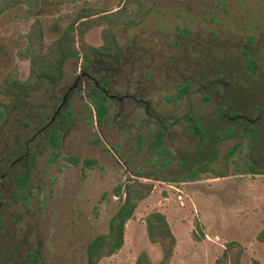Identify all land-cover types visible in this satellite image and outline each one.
<instances>
[{
  "label": "rangeland",
  "instance_id": "rangeland-1",
  "mask_svg": "<svg viewBox=\"0 0 264 264\" xmlns=\"http://www.w3.org/2000/svg\"><path fill=\"white\" fill-rule=\"evenodd\" d=\"M117 6L118 0H43L38 17L45 24L46 41L51 42L81 9ZM33 21L25 9L0 19V90L6 88L4 78L10 70L16 69L21 80L28 76V63L16 55L25 46L24 35ZM185 31L190 35L183 36ZM100 32L92 30L87 42L100 46ZM117 37L119 59L100 67V76L106 70V75L115 77V85L109 88L106 123L101 129L90 118L86 91L74 93L70 96L74 123L60 151L49 147L47 131L36 133L58 109L62 94L78 75L74 64L67 66L60 87L8 89L15 103L0 122V264L6 260L84 264L87 241L107 232L118 208L114 189L145 172L155 173L160 180L127 224L124 247L100 264H134L142 252L153 262L160 260V249L149 243L144 224L153 210L166 215L177 237L171 264H215L230 241L245 248L242 264H264V244L256 240L264 229V175L252 174L249 168L264 170V132L256 149L244 147L233 156L228 178L186 180L188 172L208 158L212 128L221 123L218 129H223L218 116L221 105L231 102L232 107H243L264 87V0H160L144 25L119 28ZM249 38L254 40L250 45ZM244 48L259 63L255 82L246 80ZM155 67L160 68L159 74ZM192 79L195 88L189 100L169 105L176 82ZM82 85L84 89L87 83ZM207 96L210 100L205 102ZM245 112L250 120L259 117L252 108ZM189 114L201 124L204 142L192 133ZM160 124L169 131L162 146L153 147ZM235 128L245 129L239 124ZM15 152L17 156L28 153L36 163L29 196L19 204L13 200L18 194L13 174L20 167L15 165L16 157L7 159L8 153ZM53 152L59 157L48 164ZM70 158L77 159L78 166ZM83 161L95 164L85 167ZM28 252L36 253L39 261L27 262Z\"/></svg>",
  "mask_w": 264,
  "mask_h": 264
},
{
  "label": "trees",
  "instance_id": "trees-1",
  "mask_svg": "<svg viewBox=\"0 0 264 264\" xmlns=\"http://www.w3.org/2000/svg\"><path fill=\"white\" fill-rule=\"evenodd\" d=\"M43 0H0V19L13 10L25 9L34 16L29 31L24 35L25 46L17 51V59L20 62H27L29 72L26 79L21 80L18 71L12 69L4 78L6 88L0 90V122L8 116L14 107L15 98L8 89L21 91H33L43 86L60 87L66 78V68L69 64H74V73H78L70 88L62 94L61 101L50 119L40 127L37 135L48 132L49 147L54 151H60L63 137L74 123V115L70 110V96L82 94L86 91L85 97L88 104L86 108L90 118H95L97 125L102 129L109 115L110 89L115 85L113 75L100 76L101 65L105 63L115 64L119 59L121 46L117 37L119 28H137L145 24L154 13L160 0H118V6L114 10L95 9L91 7L81 9L69 22L63 32L53 41H46L45 24L38 17L41 11ZM95 29H101L100 46L90 45L86 37ZM183 36H189L190 32L185 31ZM253 39L247 40L248 44L253 43ZM243 63L245 64L246 80H253L259 73V63L252 58L250 49H243ZM193 60V59H192ZM158 69V70H157ZM101 70V71H100ZM157 74L160 68L155 67ZM195 81V79H194ZM194 81L186 83L176 82L175 92L167 99L171 106L180 105L189 100L194 92ZM92 82L91 86L88 84ZM83 83H87L83 89ZM257 83V82H256ZM223 87V93L226 94ZM83 98L81 95L79 99ZM227 99V97H224ZM129 99H134L130 97ZM206 102L210 96L204 97ZM250 102L242 103L243 107H232L231 102L222 104L218 109V116L224 122L223 129H218L221 123H216L212 128L211 151L208 158L199 164L195 169L188 172L186 180L200 181L201 179L218 180L228 178L231 171V161L233 156L247 147L254 150L260 143V132H264V87L260 92L250 97ZM54 102V98L51 99ZM135 104H143L134 100ZM240 102L237 101V105ZM144 105V104H143ZM233 108V109H231ZM255 110L259 117L247 118L244 113L248 109ZM149 107L145 104L144 112L147 115ZM227 115V117H226ZM156 124L158 120L152 117ZM187 121L192 123V133L200 135L204 142V134L201 124L193 114L187 116ZM243 125L238 132L235 125ZM261 128V131L260 129ZM159 133L152 143L153 147H161L166 139L169 128L160 124ZM60 153L52 154V159L48 164L54 163ZM16 157L15 165L20 169L14 173V185L18 194L13 197L14 204L26 200L29 196L27 189L31 186L36 163L35 159L25 153L17 156L15 153H8L7 159ZM74 166H78L77 159H68ZM94 161H83L85 167H91ZM252 174L264 175V170L253 165L250 167ZM159 177L153 172L136 173L133 179L127 178L124 183L114 189V194L119 198L118 208L108 222L106 233L92 236L85 245L84 264H100L101 261L116 255L125 245V234L127 224L134 220L140 204L151 196L154 191V183ZM147 239L150 244L156 245L160 249L161 257L158 262H153L150 257L142 252L137 257L134 264H171L178 245L177 237L174 235L166 215L158 210H153L144 218ZM200 230V225L196 224ZM197 238V237H196ZM256 240L264 244V229L257 235ZM245 248L237 241L225 243L221 253L215 260V264H242ZM27 262L35 263L39 261L36 253L28 252L25 255ZM2 264H16L12 261H5ZM252 264H259L253 261Z\"/></svg>",
  "mask_w": 264,
  "mask_h": 264
}]
</instances>
